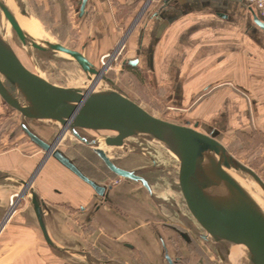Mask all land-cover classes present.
<instances>
[{"label": "crops", "instance_id": "0c3cea01", "mask_svg": "<svg viewBox=\"0 0 264 264\" xmlns=\"http://www.w3.org/2000/svg\"><path fill=\"white\" fill-rule=\"evenodd\" d=\"M31 2L28 17L48 30L72 31L62 35L66 41H96L83 49L99 57L121 40V30L130 28L148 0H89L83 15L81 0ZM149 3L125 41L129 56L138 58L134 72L151 94L153 109H166L185 124L243 132L264 142V29L255 22L264 18L258 7L246 0ZM10 114L0 95V130ZM18 142L9 128L0 134V264H171L167 255L173 264H183L168 242L171 235L158 229L160 201L143 184L113 185L104 201L54 156L28 187L46 203L50 245L30 191L20 194L22 181L32 177L45 152L32 141ZM12 199L18 200L14 212ZM182 234L187 241L189 235Z\"/></svg>", "mask_w": 264, "mask_h": 264}, {"label": "water", "instance_id": "95a60500", "mask_svg": "<svg viewBox=\"0 0 264 264\" xmlns=\"http://www.w3.org/2000/svg\"><path fill=\"white\" fill-rule=\"evenodd\" d=\"M88 1L81 0L80 15L85 13ZM0 5L5 12V24L10 23L22 42L29 41L32 47L44 52L66 53L90 74L89 80H93L91 76L96 81L103 78L109 85L106 90L90 92L81 87H65L49 81L23 63L6 36L5 29L0 30V95L11 108L22 114L20 127L25 135L44 150L45 156L40 165L50 155L58 158L89 183L97 197L107 201L113 185L91 179L66 153L58 149L61 133L54 141H49L39 134L31 122L40 119L58 122L64 130L69 128L77 139L90 146L92 142L86 130L110 134L105 140L107 146L120 147L125 138L137 144L160 145L174 158L177 184L186 207L202 227L204 232L200 233L201 237L212 242L217 249L221 262L228 264L224 246L236 241L244 246L243 264H264V207L237 180L232 170L250 177L263 193L264 180L253 168L229 152L218 139L219 129L206 127L203 131L198 123L191 126L156 116L103 74V70L90 61L83 51L50 39H43L44 45L38 44L24 32L7 1L0 0ZM21 9L24 14H29L25 8ZM255 22L264 29L263 19L255 18ZM128 63L135 66L138 58ZM196 140L203 143L204 162L218 174L215 181L204 179L203 184L197 183L196 171L202 162L196 155ZM92 148L114 175L140 182L154 195L152 185L141 171L123 168L105 150ZM31 179L22 181L24 190L21 196L26 194ZM30 195L40 228L46 241L52 245L44 220L46 203L34 189L30 190ZM167 258L173 264L168 255Z\"/></svg>", "mask_w": 264, "mask_h": 264}, {"label": "rangeland", "instance_id": "374dc122", "mask_svg": "<svg viewBox=\"0 0 264 264\" xmlns=\"http://www.w3.org/2000/svg\"><path fill=\"white\" fill-rule=\"evenodd\" d=\"M150 1L152 0H148L144 8H142L137 14L133 15L134 20L130 28L124 29V31L121 30L123 33L121 40L113 41V45L108 52L114 53V56L116 57L115 59H112L111 64L107 62L108 59H104L106 62L105 69L107 70H104L103 74H106L128 96L142 104L156 116L183 123L181 119H178V121L175 118L169 117L166 109H153L152 99L150 98L151 94L148 95L143 90V80L138 79L136 72L133 71L134 73H132L126 70L123 65L124 62L133 59L129 56L128 41H125V38L132 29L139 25L148 5H150ZM13 2L20 10L21 8L27 9L29 7L28 5L33 4L31 0H13ZM123 12H125V10ZM123 12L122 16L127 13V11L125 13ZM4 16L5 15L0 10V30L4 31L5 29V33L9 35L8 38L10 39L18 57L28 68L40 72L49 81L61 86L84 87V89L90 86V74L84 71L69 55L62 52H44L35 49L34 47L27 49L9 22H6L5 24ZM41 26L44 30L42 40L50 39L54 42L81 51L86 50L83 49L84 44L95 45L96 42L66 41L65 38H62V35L65 33H70L72 35V31L48 30L44 28L42 24ZM106 53L99 57H95L87 50L85 51L86 56L98 68L103 67L101 58ZM105 86L106 83L104 81V85L100 86V88ZM22 117L23 116L19 111L11 108V114L4 115L2 118L5 119V121L1 119L4 123V128L1 126L3 130H0V134L6 133L9 128L11 132H14L19 142L21 140L29 142V138L20 127ZM5 123L9 124L6 125ZM31 125L40 135L49 141H54L62 128V125L58 122L56 123L51 120L42 119L31 122ZM211 127L215 129L213 126ZM199 129L204 131V128L200 125ZM88 133L93 136H99V141L102 143L104 142L103 137L105 135H110L108 133L96 131H88ZM60 139L62 140H58L57 148L65 152L71 158H74L75 162L82 167L86 173L99 179L100 183L117 185L123 181H134L114 175L109 171L98 155L94 153L92 146L81 142L70 131H66V134L64 133ZM218 139L226 146L233 156L239 159L242 163L253 168L264 180V142L261 143L257 141L259 139L258 137H255L254 139L253 136L249 137V135L244 134L243 132L224 134L220 131ZM108 153L113 160L118 162L119 166L141 171V174L149 180L152 189L154 187L156 194H158V197L156 194H154V197H156V200L160 201L159 204L161 211V222L158 225V229L162 231L164 235H171L168 242L170 243L175 256L178 258L181 257L179 260H182L183 264H223L213 243L201 237L200 233L204 231L186 207L177 184L176 163L167 149L160 145L146 143L137 144L133 140L127 139L124 146L112 147ZM43 165L44 164L40 165L39 168H37L38 166L36 167L31 177L33 178L32 180H34L39 174ZM33 182H31L28 187H33ZM28 191H30V188ZM17 199H13V203H11L12 207H10V209L13 212L16 211L18 206ZM183 231H186L187 235H189L187 241L182 237Z\"/></svg>", "mask_w": 264, "mask_h": 264}, {"label": "bare ground", "instance_id": "6f19581e", "mask_svg": "<svg viewBox=\"0 0 264 264\" xmlns=\"http://www.w3.org/2000/svg\"><path fill=\"white\" fill-rule=\"evenodd\" d=\"M6 1L9 4V6L11 7L14 15L16 16V18H17L20 26L24 30V32L26 34L30 35L34 39V41L37 42L38 44L44 45L43 40H42L43 34H44V31L42 30V26H40V24L35 19L28 17L27 14H24L22 11L20 12L19 9L17 8V6L14 5L13 0H6ZM0 10L3 14L5 13L4 9L2 8L1 5H0ZM6 36L9 37V35H7V33H6ZM23 43L27 49L32 47L31 42H29V41L23 40ZM105 68H106V66H103L101 68L103 70V72H104V70L106 71ZM91 77H93V80H90V86L85 88V89H84V87H81L82 90H90V92H96V91L108 89L109 85H108L106 80L101 78V79L96 81V78L94 76H91ZM94 81H96V82H94ZM104 81L106 83V86L100 88V86L104 85ZM62 128L59 131V133H61L62 135L64 133L66 134V131L67 132L69 131L68 130L69 128L65 129V130H64L63 126H62ZM88 131H93V130H86V132H85L88 135L90 141L92 142L91 146L95 147V148H101L108 153V151H110V149L112 148V146H107L105 144V140L109 135H105L103 137L104 142L102 143L99 141V136L90 135L88 133ZM96 132H100V131H96ZM62 135L60 138H62ZM61 140L62 139H60V141ZM126 140L127 139L125 138L122 146L125 145ZM194 143H195V151H196L197 158H198L199 162H202L196 171V179L198 181L197 183L203 184L204 179H207V180L212 179L215 181L217 179L218 174L216 172L214 173L213 168L209 164L204 162L205 150L203 149L202 141L196 140ZM122 146H120V147H122ZM232 173L237 178V180L242 185H244L247 188V190L249 192H251L254 195V197L264 207V193L260 190V188L256 185V183L250 177H248L247 175H245L241 172L232 170ZM27 181H29V180H27ZM30 182H32V179ZM224 251H225L224 252L225 256L228 260V264H243V261H244V246L243 245L239 244L236 241L229 242L228 244H226L224 246Z\"/></svg>", "mask_w": 264, "mask_h": 264}, {"label": "built area", "instance_id": "2783aa9c", "mask_svg": "<svg viewBox=\"0 0 264 264\" xmlns=\"http://www.w3.org/2000/svg\"><path fill=\"white\" fill-rule=\"evenodd\" d=\"M248 3H253L254 5H256L261 13V15L264 18V0H246ZM115 52V51H114ZM113 54V55H112ZM116 56H114V53H106L104 56H102L101 60H102V65L105 66L106 62L104 61V59H108L107 62H109V64H111L112 59H115ZM107 70V69H106ZM13 203V199L12 202ZM12 207V206H11ZM11 210V209H10Z\"/></svg>", "mask_w": 264, "mask_h": 264}, {"label": "trees", "instance_id": "16d2710c", "mask_svg": "<svg viewBox=\"0 0 264 264\" xmlns=\"http://www.w3.org/2000/svg\"><path fill=\"white\" fill-rule=\"evenodd\" d=\"M124 67L126 70L134 73L133 71L136 69L137 66H132L131 64H129L128 62H124ZM95 153V152H94Z\"/></svg>", "mask_w": 264, "mask_h": 264}]
</instances>
